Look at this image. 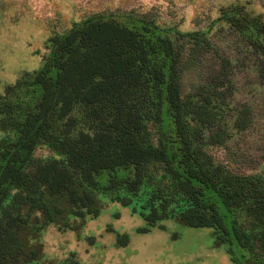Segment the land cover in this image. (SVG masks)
<instances>
[{
    "label": "trees",
    "instance_id": "1",
    "mask_svg": "<svg viewBox=\"0 0 264 264\" xmlns=\"http://www.w3.org/2000/svg\"><path fill=\"white\" fill-rule=\"evenodd\" d=\"M221 18L228 25L211 34L171 36L147 21L90 16L48 38L41 66L0 100V264H76L43 262L40 232L50 223L79 232L100 214V194L123 206L142 196L132 205L146 223L140 231L173 219L213 228L231 253L234 244L252 252L249 234L222 212L237 208L264 240V179L228 172L205 149L230 137L223 107L238 132L256 123L252 104L235 97L238 75L264 91V21L236 9ZM187 75L195 78L185 92ZM148 123L162 127L158 144ZM40 142L61 157L35 160ZM238 262L264 264L243 254Z\"/></svg>",
    "mask_w": 264,
    "mask_h": 264
},
{
    "label": "rangeland",
    "instance_id": "2",
    "mask_svg": "<svg viewBox=\"0 0 264 264\" xmlns=\"http://www.w3.org/2000/svg\"><path fill=\"white\" fill-rule=\"evenodd\" d=\"M231 9H236L245 20L256 17L260 22L264 21V0H0V100L7 85L14 84L18 78L41 66L49 53L47 40L50 36L66 31L87 17H113L127 24L147 21L168 31L171 36L176 30H205L211 34L228 25L221 17ZM194 78V75L185 76V92L189 91ZM247 80L246 75H238L239 92L235 100L252 104L257 112L256 123L248 131L238 132L231 124V111L223 107L230 137L221 145L207 144L205 149L207 155L228 172L264 179V161L260 160L264 144V91L252 92L246 85ZM15 94L24 96L22 91ZM15 98L17 96L10 95L8 99ZM2 117L0 110V119ZM147 126L152 143L158 144L162 127L155 123ZM3 134L0 124V138ZM33 157L42 160L61 156L45 142H40ZM99 196L103 204L100 214L87 216L79 232L59 230L53 223L44 226L39 235L43 262L239 264L242 254L264 261V240L258 241L260 230L243 210L222 209L227 221L236 222L249 234L253 243L252 252L234 244L231 253L228 243L221 242L211 227H190L165 219L148 231H140L146 223L137 211H133L132 205L138 206L142 196L129 206L111 201L107 196ZM159 223L164 227L160 228ZM117 233L127 235V244H117Z\"/></svg>",
    "mask_w": 264,
    "mask_h": 264
}]
</instances>
